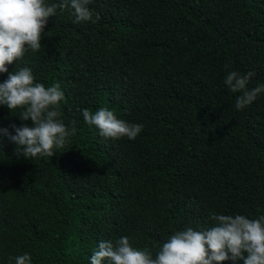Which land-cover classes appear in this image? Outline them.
Instances as JSON below:
<instances>
[{
    "label": "trees",
    "instance_id": "16d2710c",
    "mask_svg": "<svg viewBox=\"0 0 264 264\" xmlns=\"http://www.w3.org/2000/svg\"><path fill=\"white\" fill-rule=\"evenodd\" d=\"M89 7L95 23L57 8L40 50L8 65L59 84L61 120L77 131L47 158L18 154L0 131V264L25 253L32 264H90L99 241L124 236L155 256L177 231L215 226L214 215H264V93L238 110L224 83L237 71L255 73L250 89L264 84V0ZM100 108L142 131L101 137L82 115ZM20 113L0 105V129L32 126Z\"/></svg>",
    "mask_w": 264,
    "mask_h": 264
},
{
    "label": "clouds",
    "instance_id": "9594fccd",
    "mask_svg": "<svg viewBox=\"0 0 264 264\" xmlns=\"http://www.w3.org/2000/svg\"><path fill=\"white\" fill-rule=\"evenodd\" d=\"M91 0H60L48 5L45 0H0V74L8 73L0 83V105L10 112L21 109V121H31L32 126L12 125L15 135L0 129L17 145V153L25 158L53 157L55 149L64 148L68 138L75 135V127L68 128L61 120L60 102L64 99L59 84L46 87L35 82L31 69L25 67L9 73L8 65L21 59L25 52L39 51L42 33L57 8L71 9L75 21L93 23ZM254 72L241 74L231 71L225 85L232 93H239L235 108L240 110L253 103L258 94L264 93V84L249 88ZM84 121L95 126L104 138L135 139L143 125L130 124L118 119L113 111L100 108L95 112L82 110ZM215 226L202 230L191 227L177 231L163 243L153 256L148 249L132 246L127 236L115 243L101 240L90 257V264H222L231 259H242L244 264H264V215L249 219L244 215H214ZM247 254L246 256L244 254ZM231 254V255H229ZM15 264H32L25 253L14 258Z\"/></svg>",
    "mask_w": 264,
    "mask_h": 264
}]
</instances>
